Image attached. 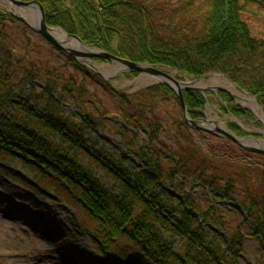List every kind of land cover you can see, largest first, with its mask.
<instances>
[{
	"label": "trees",
	"instance_id": "obj_1",
	"mask_svg": "<svg viewBox=\"0 0 264 264\" xmlns=\"http://www.w3.org/2000/svg\"><path fill=\"white\" fill-rule=\"evenodd\" d=\"M37 1L48 26L77 36L89 47L191 80L220 74L264 109V36L252 29L255 21L264 27V0ZM26 32L36 34L0 10V159L15 158L36 171L41 186L57 183L93 215L99 254L113 248L127 258L126 264H239L245 239L255 240L264 253V164L246 160L264 156L191 130L182 120L175 93L165 85L126 93L39 35L50 46L48 53L41 55L35 44L20 55L17 48H31ZM137 75L123 74L127 79ZM89 87L99 88L111 107L106 109ZM214 95L224 114L261 125L225 91ZM182 96L188 117L202 118L208 93L204 98L199 91L186 90ZM165 101L177 106L166 115L168 125L160 117L159 106L166 107ZM66 102L82 110V117L64 115ZM108 119L121 122L113 123L115 134L142 170L121 169L120 157L108 151L102 158L86 151L92 140L99 143L96 129ZM225 126L236 136L246 135L234 121ZM142 129L145 139L138 144ZM164 133L169 143L162 139ZM195 133L218 143L205 149L195 141ZM83 158L111 178L112 185L106 188L82 165ZM188 181L197 184V197L186 190ZM162 183L176 195L163 194ZM216 199L240 203L244 215L226 231L224 249L202 231L211 219L227 225L222 215L214 218L215 209L207 205ZM161 232L169 237L163 239ZM254 264H264V258Z\"/></svg>",
	"mask_w": 264,
	"mask_h": 264
},
{
	"label": "rangeland",
	"instance_id": "obj_2",
	"mask_svg": "<svg viewBox=\"0 0 264 264\" xmlns=\"http://www.w3.org/2000/svg\"><path fill=\"white\" fill-rule=\"evenodd\" d=\"M0 10H10L9 4L5 0H0ZM253 23V34L264 36V27L256 21ZM14 26L17 27V25ZM19 30L21 28H18ZM26 34L30 35L31 48L23 50L17 48L20 55L29 52L35 44L40 46L41 55L48 53L50 46L41 40L37 34L29 32ZM92 65L112 87L124 90L126 93H133L156 85L147 77L143 80H138V78L127 79L123 76L124 73L111 76L113 65L105 62L93 61ZM169 72L176 75L179 80L194 81V86L202 84L203 87L214 89L206 92L209 95V100L202 110V118L214 119L224 126L228 122L234 121L246 135H255L253 137L264 142V124L257 119V117H261L259 107L255 103L245 101L247 96L230 87L223 76L212 74L201 80H191L174 71L169 70ZM216 88H225L234 95H238L240 99L233 98L235 102L249 108L256 115L254 116L256 121L260 122L261 125H254L253 119L246 117L234 119L221 112L214 95V92L217 91ZM89 89L91 92H96L101 104L106 109L111 107V102L99 88L96 90L89 87ZM164 104L166 107L159 106L160 117L163 124L168 125L166 115H171L172 113L169 114V111H174L177 106L172 101H165ZM87 111L92 113L89 108ZM63 112L64 115L76 114L80 117L83 113L70 102L64 104ZM112 119L105 121L103 128L96 129V138L99 139V143L95 145V141L92 140V143L89 142L86 146V151L93 152L96 157L101 158L108 151V154L120 157L122 160L121 169L130 168L134 172L142 170L140 163L121 144L120 139L115 134L113 123L121 122ZM138 135L137 143L141 144L145 139V130L139 131ZM161 137L166 139V142L171 141L170 136L166 133L162 134ZM194 138L197 144L205 149L206 146L218 143L214 138L200 136L198 133L194 134ZM246 160L264 164V158L259 156H250ZM81 163L83 166L90 167L93 173L101 178L100 181L106 188L112 185V179L106 177L104 172L97 168L94 163L87 162L85 158L82 159ZM35 175H37L36 171L29 170L15 158L0 159V264H126L127 258L119 256L113 248L105 254H99L96 251L93 231L97 219L93 215L89 214L79 202L72 199L71 195L68 196L64 190L60 189L57 183L46 182L42 184L43 186L39 185L34 178ZM186 190H192L193 196L197 197L196 190L199 189L196 183L188 181ZM160 191L163 194L176 195L167 183L161 184ZM199 201H201L203 208L207 207L202 199ZM215 203L213 201L207 205L208 207L212 205L215 209L214 218L222 215L227 225L221 226L220 222L211 219L203 226L202 231L208 239H215L214 246L224 249L228 241L226 231H232L235 225L244 218V215L238 202L216 199ZM194 214L198 218L196 211ZM198 222L200 221L198 220ZM242 231L243 233L248 232L243 228ZM161 233L163 239L169 237L168 234ZM120 242L124 244V241ZM257 244L255 240L245 239V248L244 252L240 254L239 264H254L260 256L264 258V253L259 251Z\"/></svg>",
	"mask_w": 264,
	"mask_h": 264
},
{
	"label": "water",
	"instance_id": "obj_3",
	"mask_svg": "<svg viewBox=\"0 0 264 264\" xmlns=\"http://www.w3.org/2000/svg\"><path fill=\"white\" fill-rule=\"evenodd\" d=\"M10 7L9 11H5L7 14L15 17L21 23L32 29L38 35L42 36L47 42H49L56 49L67 53L75 61L88 67L94 73L102 77L105 81L106 78L92 65L93 59H101L109 64L113 65L111 76H116L122 73L138 72V79L149 78L156 84H162L169 87L176 95L180 107L183 122L193 131H200L209 135H213L222 139L231 141L238 148L243 151L264 156V142L256 139L252 135L249 136H236L226 126L221 125L214 119L200 118L192 120L188 117L186 107L184 104L182 91L193 90L199 91L205 97V93L214 90L213 88L194 86V81L179 80L175 78L173 74L164 70L158 69L150 65L133 63L122 58H119L104 50L96 49L85 45L77 36L66 34L59 27H51L45 23L44 11L41 4L37 0L22 1V0H5ZM55 34L63 35L62 39H58ZM78 48V49H77ZM222 76L220 74H216ZM224 77V76H223ZM230 87L237 92L247 96L245 101L255 103L260 111L261 117L257 119L264 124V109L261 104L253 96L243 92L237 86L232 84L226 77H224ZM203 79V78H201ZM199 79V80H201ZM215 90H223L235 99H240L238 95H234L225 88H216ZM206 98V97H205ZM239 105V104H238ZM240 107L249 110L254 116H256L249 108Z\"/></svg>",
	"mask_w": 264,
	"mask_h": 264
},
{
	"label": "bare ground",
	"instance_id": "obj_4",
	"mask_svg": "<svg viewBox=\"0 0 264 264\" xmlns=\"http://www.w3.org/2000/svg\"><path fill=\"white\" fill-rule=\"evenodd\" d=\"M56 35V37L58 38V39H62L63 38V35H61V34H55ZM143 80V79H142ZM262 145L264 146V144L262 143Z\"/></svg>",
	"mask_w": 264,
	"mask_h": 264
}]
</instances>
